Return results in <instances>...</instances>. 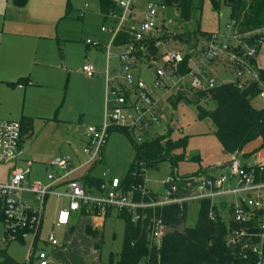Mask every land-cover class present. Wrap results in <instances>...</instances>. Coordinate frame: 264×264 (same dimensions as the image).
Listing matches in <instances>:
<instances>
[{"label": "rangeland", "instance_id": "obj_1", "mask_svg": "<svg viewBox=\"0 0 264 264\" xmlns=\"http://www.w3.org/2000/svg\"><path fill=\"white\" fill-rule=\"evenodd\" d=\"M86 2L88 5L85 4ZM148 3H151L157 10L158 26L153 31L154 35L166 36L161 42L162 51L177 49L185 54L189 52L196 60L201 61L208 37L202 36L198 29L213 31L209 33L212 36L213 34L218 35L217 43L231 46L230 53L234 52L239 57L249 44L248 41L258 40L261 43V39H264V29H261L238 37L241 43H237V45L236 40L232 37L233 30L227 28L231 23L230 8L224 1L220 2L218 10H213L210 0H204L202 8L195 7L192 10L191 19L184 21L177 8L163 6L162 0H133L130 21L133 25L138 26L141 23ZM57 7L60 8L58 15L53 22V27L49 28L52 36L40 38L0 33V119L20 122L21 116L26 115V112L38 113L36 105L40 100L45 104L44 111L52 113L49 116L35 118L34 134L23 144V149L26 150L25 158L0 163V184H5L9 180L14 168L23 171L29 168L28 161L32 162L29 180L48 183V170L44 161L56 156L66 157L70 160L73 167L77 169L73 175L74 178H81L86 173H91L106 181L114 177L122 179L136 158L135 145H141L169 130L174 141L187 137L186 147L175 152L184 154L185 159L178 161L175 167L172 160L164 159L158 162L157 168L148 169L145 174L148 188L163 194L164 179L173 175L187 178L214 165L217 168L206 171L205 175L229 177L228 165L223 166L222 163L229 162L232 157L223 153V148L213 132L214 124L208 119H198L195 105L186 101L178 102L175 107L170 106V102H167L169 106L164 102L167 121L163 120L160 125L151 128L148 135L143 138H134L133 135L127 134L123 130L112 129L102 149L103 160L100 161V155L92 159L93 153L85 152L88 142L87 129L88 126H93L98 122L93 117L90 120L88 114L91 109L92 113L96 112L98 98L94 93L90 97L88 91H92L96 87L97 82L93 79L102 76L105 78L107 57L110 76L118 75L117 54L120 48L114 44L110 45V36L107 32L102 31V27L109 26V23L104 21L99 0H70L69 3L68 0H62L60 4L57 3ZM81 13H84L83 18H81ZM178 34L185 36L183 39L175 38V35ZM186 35L189 36L188 43L185 42ZM5 39H9L13 43L10 46H4L2 41L4 43ZM87 40H91L92 44L87 45ZM97 42H100L101 46L97 47L95 45ZM261 47L260 64L264 68V43H261ZM225 57L231 60L229 56ZM219 61H221V57L208 59L202 63V70H204V64L213 65ZM89 62L95 66L96 70L92 76L81 72L83 66ZM233 62L238 64L231 63L229 60L226 62L228 69L233 72L243 69L245 65L237 61ZM245 70L246 73L250 70L255 73L258 66L247 64ZM24 75H30L34 82L42 84V87H37V94L30 96L29 99H25L22 93L24 90H20L16 86L18 83H22L21 76ZM141 76L145 83L153 88L154 68L143 64ZM211 76L215 79L216 84H220L232 81L234 73L226 71L220 65L212 70ZM167 83L170 89H166L164 92L167 95L175 94L177 87L173 86L174 80ZM162 93L163 91L155 90L157 96ZM51 102L56 104L54 110H48V104ZM105 104L104 93L101 124L104 123ZM201 104L208 109L215 107L214 102L209 100H203ZM252 105L262 109L264 108V99L257 96L252 100ZM110 106L111 104H109ZM55 112L56 119H54ZM257 140L251 141L244 147L238 157L241 163L264 158V147L257 150L256 154L244 156L246 152L251 151L257 145ZM196 155L200 156V161L191 159ZM173 171L174 174H172ZM235 183V178L230 179L229 185L232 188L235 187ZM65 190L66 185L61 184L55 188L54 192L61 196L50 194L46 198L42 237L45 236L51 223L55 220L58 210L68 203L67 197L64 196ZM94 196L102 198L104 195L100 190L94 189ZM22 198L29 202L33 208L41 206L37 196L31 192H24ZM233 201V196L225 194L214 199L215 204L225 207L219 209V213L225 219L230 218V203ZM198 209L199 202L190 205L186 226H193L196 223ZM99 231V245L102 254L106 256L112 254L114 258H117L123 247L124 219L118 217L114 210L106 217V221ZM56 235L61 238L57 231ZM31 240V237L26 238L24 242L5 239L3 223L0 222V262L4 260V254L19 263L25 262ZM139 264L148 263L143 260Z\"/></svg>", "mask_w": 264, "mask_h": 264}, {"label": "built area", "instance_id": "obj_2", "mask_svg": "<svg viewBox=\"0 0 264 264\" xmlns=\"http://www.w3.org/2000/svg\"><path fill=\"white\" fill-rule=\"evenodd\" d=\"M122 8L121 15L112 14V18L118 21L112 26H103L102 30L110 35V45L115 43L119 33L125 32L131 38L128 43L117 45L120 48L117 58L119 60L118 75L107 77L105 120L99 126L88 127V142L85 152L92 154V159L102 154L104 143L109 134L110 128L116 126L125 128L134 138H143L148 135V131L166 119L165 102H169L164 90H169L167 82L174 80L173 86L178 90L206 91L216 85L213 77L205 75L202 71V63L208 59L229 56L231 60L242 63L257 56L256 46L247 45L239 57L236 53H230L227 44L217 43V34L208 40L203 48V59L198 61L190 55L177 49L161 50L162 41L158 40L155 46L159 48V58L150 56L146 42L158 26L157 10L148 3L143 19L138 26L128 25L131 21L133 0H116ZM227 28L232 29V24ZM242 35L233 32L232 37L237 43H241L238 37ZM264 43V39H261ZM87 44H92L87 40ZM99 47L101 44H95ZM115 45V44H114ZM238 45V44H237ZM109 50V46H108ZM146 64L154 68L155 79L153 88H150L141 76L142 65ZM182 64H185V71H180ZM83 71L88 76L96 73L92 63H86ZM238 77H244V69H238ZM241 86V83H240ZM155 90L163 91L160 96L155 94ZM264 99V91L260 94ZM109 104L111 106L109 107ZM23 138L21 123L14 120L0 119V163L14 161L18 154L20 143ZM47 173L48 183L41 181L31 182L29 180L30 168L25 171L14 168L9 180L5 184H0V220L4 227L5 239L15 240L20 238L25 241L31 237L29 253L24 264H48L49 256L46 250L38 249L41 239V232L44 222V204L50 194L61 196L55 192V187L59 184L66 185L65 195L68 203L62 207L56 218L57 226L68 225L74 212L85 209L87 212L92 208L99 209V215L105 216L108 208L114 210H127L131 214L133 222L145 220L147 218L146 209L161 207L167 204L184 202L189 205L200 202L202 199H214L225 194L237 195L231 209L233 219L239 224H253L250 227L233 229L227 237V245L240 247V256L247 258V251L257 255L255 264H264V180L258 177L264 172V163L254 165H243L233 155L232 161L228 164L230 170L229 177L225 175L209 176L204 172H199L187 178H180L173 175L164 179L163 194L153 191L144 182L139 185H132L129 189H124L121 179L111 178L100 187L104 195L102 198L94 196L93 189L85 186L81 181L70 178L75 172V168L66 157L56 156L49 161ZM235 178V187L229 185L230 179ZM183 184H180V183ZM227 186V187H226ZM31 192L35 194L41 202V206H33L23 200L22 194ZM153 192L155 197L149 201L145 196ZM140 193V199H136V194ZM213 217V214H211ZM149 239L152 242H159L167 233V226L160 218L153 217L149 227ZM47 242L56 246L58 240L53 234L46 238Z\"/></svg>", "mask_w": 264, "mask_h": 264}, {"label": "trees", "instance_id": "obj_3", "mask_svg": "<svg viewBox=\"0 0 264 264\" xmlns=\"http://www.w3.org/2000/svg\"><path fill=\"white\" fill-rule=\"evenodd\" d=\"M12 1L16 6L23 7L28 0ZM221 1H224L230 8V24H232L233 32L244 35L264 29V0H210L212 9L218 10ZM69 2L70 0H68ZM203 2L204 0H162L163 6L177 8L184 21H189L192 10L195 7L202 8ZM99 3L104 21L117 22V19L112 18V14L121 15L122 8L116 0H99ZM198 30L202 36H207L208 40L212 37L211 33ZM184 36V34H178L175 35V38L183 39ZM165 37L164 35L155 36L152 33L146 42L150 53L148 58L158 59L159 48L155 46V43L158 40H164ZM186 37L185 42L188 43L189 36L186 35ZM130 38L128 34L121 32L114 44L128 43ZM248 43L249 46H256L258 51L261 48V43L258 40L248 41ZM190 55L187 52L186 58ZM248 62L253 64L255 57L248 59ZM185 69V64H182L180 71L184 72ZM241 79L239 77L233 82L216 84L206 91L178 90L168 98L174 107L180 101L195 105L198 119H208L214 124V135L226 155L240 153L248 143L256 139H261V147H264V108L258 109L252 105V100L264 91V70L258 69L254 79L244 82ZM203 100L214 102L215 107L213 109L204 107L201 104ZM20 123L23 133H28L32 129L33 120L31 117L23 116ZM112 129H120L129 134L125 128L114 126L110 128L109 132ZM186 144L187 137L174 141L169 130L141 145H135L136 158L126 175L121 179L122 187L129 189L132 185L137 186L143 183L147 170L157 168V164L161 160L170 159L175 167L178 161L185 159L184 154L175 152L185 148ZM191 159L200 161L201 158L196 155ZM102 160L103 154L100 158V161ZM258 180H264V172L261 173ZM82 181L85 186L97 190L104 183L103 178L96 177L91 173L86 174ZM154 197L155 194L151 192L150 195L145 196V200L149 201ZM136 199H140V193L136 194ZM189 207L190 205L184 202L182 205L172 203L148 208L145 211L147 218L138 222L132 221L131 214L127 210H115L117 216L125 221V231L122 250L117 259L114 260L112 257L111 262L114 264H139L145 260L148 264H255L258 259L256 254L247 251V258H244L240 256L239 246L227 245V237L231 230L250 227L251 231H255L253 224L235 222L231 208L230 218L225 219L212 200L202 199L199 202L196 223L193 226H186ZM112 211L114 209L108 208L105 217H108ZM82 212L92 216L99 215L97 207L92 208L89 212L83 209ZM153 217L160 218L167 226V233L159 242H152L149 239V227ZM15 240L23 242L20 238ZM3 256L4 260L0 264H22L6 254Z\"/></svg>", "mask_w": 264, "mask_h": 264}, {"label": "crops", "instance_id": "obj_4", "mask_svg": "<svg viewBox=\"0 0 264 264\" xmlns=\"http://www.w3.org/2000/svg\"><path fill=\"white\" fill-rule=\"evenodd\" d=\"M61 1L62 0H28L25 6L18 7L14 4V2L12 0H0V33H7L8 35H15V36H35V37H40V38H43L45 36H52L49 28L53 27V22L55 21V18L58 15V10L60 9L57 7V3L60 4ZM85 4L88 5V2H86ZM83 17H84V13H81V18H83ZM108 23H109V26L114 25L113 22H108ZM128 25L135 26V25H133L132 22H128ZM203 31H206V30H203ZM104 32H106V31H104ZM206 32H213V31H206ZM108 35H109V33H108ZM11 43H13V41H11L9 39L8 40L5 39L4 43L2 41V44H4V46H10ZM87 45H90V44H87ZM0 47H1V44H0ZM261 49H262V47L259 49L257 56L255 57V62L253 64H256L258 66V69L262 68L264 70L263 66L260 64L261 59H262V56L260 55ZM228 60L231 63H236V62H233L232 60H230L228 57L223 56V57H221V61H219L217 64H213V65H208L207 63L204 64L203 65L204 70H202V71L205 75L211 76L212 70H214L215 68H218L221 65L224 67V69L226 71H230V72L234 73L233 80L228 81V82H233L237 78H239L238 72L237 71L233 72L230 69H228V66L226 64V62H228ZM236 64H238V63H236ZM247 64H250V63L245 62V65L243 67L245 73H244V77H242V79H241L242 82H244L246 80L254 79L257 76V72L252 73L251 70H250L251 72L248 71L246 73L245 68L247 67ZM81 72L84 73L83 68L81 69ZM109 75H110V71H109V67H108V57H107V67L105 69V78L102 76V77H97V78L93 79L97 82L96 87L94 90L88 91V95L90 97H92V93H94L95 95H97V98H98L97 99L98 105H97L96 112L92 113V109H91V111L88 114L90 116V120H92V117H93L98 122L97 124H94L93 126L101 125L102 110H103V95L105 93V101H106L107 77ZM21 78H22V83H18L16 86L18 87V89L24 90L23 92L22 91L21 92L23 93L25 99L26 98L29 99L30 96L37 94V92H36L37 91L36 89H38L37 87H42V84L40 82H37V81L34 82L31 79L30 75H24V76H21ZM26 86H28V87H26ZM37 104L38 105H36V106H37L38 113L26 112V115L23 114L21 116L20 122H21L23 116H28V117L32 118L33 124H32V129L28 133H23V138L21 140L20 148H19V154L14 161L20 160L21 158H25L24 155L26 153V150L23 149V144L27 139H30L34 134L33 133V125L35 122V118H37L38 116L42 117V116H49V114H52L51 111H50V113L49 112L47 113L46 111H44L45 110V107H44L45 104L42 103V100L38 101ZM170 106H172V105H170ZM172 107H174V106H172ZM54 108H56L55 102H51L48 104V110L49 109L54 110ZM56 117L57 116H56V112H55L54 119H56ZM61 118L64 120H67L63 116ZM2 120H9V119H2ZM104 120H105V108H104ZM214 131H215V127H214ZM87 134H88V129H87ZM257 142H258L257 145L254 146L251 151L246 152L244 154V156L256 154L257 150L259 151L263 148V147H261V144H262L261 139H258ZM243 149H242V151H243ZM241 152L237 154V158L239 157ZM229 156L233 157V155H229ZM51 159L52 158H49V159L44 161L45 162L44 164L46 165L47 170L49 169L48 165H49V161ZM258 163H264V158L263 159H257L256 161L254 160V161L244 162L242 164L247 166V165H254V164H258ZM27 164L31 170L32 162L28 161ZM223 164H225V163H222V165ZM211 167H209V168H211ZM208 170L209 169H206L203 172L205 173ZM210 170H213V169H210ZM76 172H77V169L70 176V178L75 179V180H79L83 183L82 178L88 173H86L81 178H74L73 175ZM30 173H29V176H30ZM211 176H213V175H211ZM214 176H216V175H214ZM60 185L61 184L57 185L55 188L59 187ZM88 188L93 189V191L95 189L92 187H88ZM65 192H66V190H65ZM227 196H233L234 201L238 198L237 195H227ZM65 198H66V196H65ZM67 201H68V199H67ZM233 202L230 203V207L232 206ZM220 203H222V202H220ZM217 207H218V210L220 208H222V209L225 208L222 205H217ZM59 210H58V212H59ZM56 218H57V216H56ZM56 218L51 223V226L48 229V231L44 237H42V232H41L42 241L39 242V244H38V249H44L47 251L48 256H49L48 264H114L111 262L113 255L112 254L107 255V256L103 255L101 250H100V245H99V243H100V241H99L100 231L99 230L104 225V223L106 221L105 216H100V215L92 216V215L85 214L82 211L81 212H74L71 216L70 223L68 225H64V226H57L56 225ZM42 231H43V227H42ZM56 231L61 235V238L57 237ZM49 234H53L56 237V239L59 242L58 245L52 246L47 242L46 238ZM117 258H114V260ZM26 259H27V257H26ZM24 263L25 262H23L22 264H24Z\"/></svg>", "mask_w": 264, "mask_h": 264}, {"label": "water", "instance_id": "obj_5", "mask_svg": "<svg viewBox=\"0 0 264 264\" xmlns=\"http://www.w3.org/2000/svg\"><path fill=\"white\" fill-rule=\"evenodd\" d=\"M231 161L232 160H230L229 162H226L225 164H223V166H226V165L230 164ZM216 168H217L216 166H212L211 168H208V169L210 170V169H216Z\"/></svg>", "mask_w": 264, "mask_h": 264}]
</instances>
